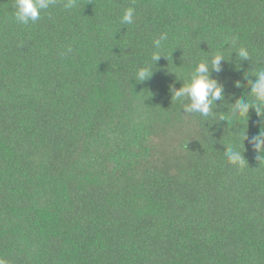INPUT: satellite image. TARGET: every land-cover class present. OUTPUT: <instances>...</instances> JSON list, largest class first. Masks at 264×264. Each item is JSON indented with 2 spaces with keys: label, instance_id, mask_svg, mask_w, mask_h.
<instances>
[{
  "label": "trees",
  "instance_id": "1",
  "mask_svg": "<svg viewBox=\"0 0 264 264\" xmlns=\"http://www.w3.org/2000/svg\"><path fill=\"white\" fill-rule=\"evenodd\" d=\"M14 4L0 0V255L264 264V154L242 142L264 125L255 109L245 125L202 123L170 90L236 35L256 63L240 60L241 71L234 51L222 61L226 102L214 111L244 98L250 87L235 81L264 61V0H76L71 10L57 0L28 25ZM128 7L134 23L122 25ZM161 32L168 59L139 83L130 76ZM227 144L244 151L243 169L227 162Z\"/></svg>",
  "mask_w": 264,
  "mask_h": 264
},
{
  "label": "clouds",
  "instance_id": "2",
  "mask_svg": "<svg viewBox=\"0 0 264 264\" xmlns=\"http://www.w3.org/2000/svg\"><path fill=\"white\" fill-rule=\"evenodd\" d=\"M56 2L57 0H15L14 19L16 23L22 25L35 23L41 18V13L54 6ZM75 5L76 0H63V7L66 10L73 9ZM134 16L135 9L128 7L122 13L120 23L122 25H131L134 23ZM168 40L169 35L167 32H161L158 37L154 38L150 61L138 66L130 77L139 83L149 80L153 75L156 62L161 56L168 59L165 51ZM71 51V46H68L62 54H67ZM233 51L237 60L236 67L241 69V71L243 69L239 64L240 60L256 63L251 62V53L247 46L239 42L238 36H227L218 49L212 51L210 55H205L198 59L195 66L186 76L178 78L182 79L183 83L179 88L171 87L172 102L177 103L180 106V110H183L182 112L184 113L199 114L202 118V123L209 121V117H213V121L226 120L229 123V119H233L240 121L238 124H244L243 120H248L249 110L255 109L259 117V123L264 125V61L259 62V68L254 67L253 71L244 73V78L247 81L246 84H242L239 80L235 81L237 88L250 87V92L244 98L235 97L233 102L228 104L226 112L214 111L218 107L217 101H220L221 104L226 102L225 86L218 79V74L223 70L222 61L230 60V54ZM213 73L217 75L214 76ZM250 77H255V79H251ZM241 132L242 130L238 133H230L229 136L239 137L241 136ZM245 140H248V143L255 152L264 154V130L250 138L246 132H243L242 142L244 147ZM243 153L244 151L238 146L227 144L224 155L231 166L243 169L246 162ZM262 157L264 155L258 158L261 159ZM0 264H11V261L0 255Z\"/></svg>",
  "mask_w": 264,
  "mask_h": 264
}]
</instances>
